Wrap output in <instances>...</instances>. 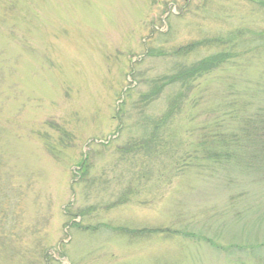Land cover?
<instances>
[{"label": "rangeland", "instance_id": "374dc122", "mask_svg": "<svg viewBox=\"0 0 264 264\" xmlns=\"http://www.w3.org/2000/svg\"><path fill=\"white\" fill-rule=\"evenodd\" d=\"M0 264H264V0H0Z\"/></svg>", "mask_w": 264, "mask_h": 264}, {"label": "trees", "instance_id": "16d2710c", "mask_svg": "<svg viewBox=\"0 0 264 264\" xmlns=\"http://www.w3.org/2000/svg\"><path fill=\"white\" fill-rule=\"evenodd\" d=\"M197 46H200V44H198L197 42H195V43H190V44H188V45H186V46H183V47H179V48H177L176 50H175V52L176 53H180V54H187L188 53V51H190L192 48H195V47H197ZM214 59H215V57H213V59H212V62L214 61ZM206 62H208L207 60L206 61H202L201 62V65L202 64H204V63H206ZM207 66L206 67H204V68H200V67H195V66H192L191 67V69H189V70H187L186 72H184L183 71V74H185V75H187V74H190L191 73V71H193V70H201V69H209L210 67H211V62H209V63H207L206 64ZM180 76H170V81H173L174 82V80L175 79H177V80H179L180 78H179ZM76 226L77 227H79V225L78 224H76ZM115 230V229H114ZM116 230L117 231H119V232H122V233H131V234H135L136 232H134V231H130V230H128V229H126V228H119V229H117L116 228Z\"/></svg>", "mask_w": 264, "mask_h": 264}]
</instances>
